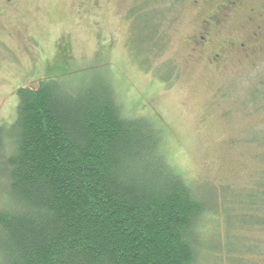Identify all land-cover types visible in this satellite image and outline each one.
<instances>
[{"label":"rangeland","instance_id":"374dc122","mask_svg":"<svg viewBox=\"0 0 264 264\" xmlns=\"http://www.w3.org/2000/svg\"><path fill=\"white\" fill-rule=\"evenodd\" d=\"M190 3L1 5L0 125L7 128L14 120L20 87L55 79L84 93L110 80L124 114L156 122L168 163L211 208L215 205L201 222L205 254L200 252L196 264H240L241 257L242 264H264V229H244L246 210L240 204L264 183V94H254L264 74L250 75L251 64L229 56L217 66L204 63L205 56L189 43L198 25ZM141 18L147 19L144 33L152 30L146 43L138 38ZM170 72L174 78L165 82ZM3 153L0 148V157ZM2 186L0 179V198ZM246 215L253 223L264 218V210ZM249 244L261 254H247Z\"/></svg>","mask_w":264,"mask_h":264},{"label":"trees","instance_id":"16d2710c","mask_svg":"<svg viewBox=\"0 0 264 264\" xmlns=\"http://www.w3.org/2000/svg\"><path fill=\"white\" fill-rule=\"evenodd\" d=\"M64 82L17 89L0 125V264H196L215 205L168 163L158 124L125 115L110 80L84 93ZM253 194L246 214L264 210V183ZM246 214L244 229H264Z\"/></svg>","mask_w":264,"mask_h":264},{"label":"flooded vegetation","instance_id":"af4514ba","mask_svg":"<svg viewBox=\"0 0 264 264\" xmlns=\"http://www.w3.org/2000/svg\"><path fill=\"white\" fill-rule=\"evenodd\" d=\"M14 2L0 0V10ZM190 6L198 25L189 43L193 51L205 56L204 63L217 66L229 56L251 64L250 75L264 74V0H191ZM144 30H138L141 40ZM254 89L256 97L263 95L264 82L256 83Z\"/></svg>","mask_w":264,"mask_h":264}]
</instances>
